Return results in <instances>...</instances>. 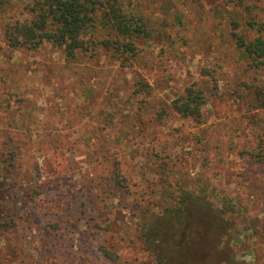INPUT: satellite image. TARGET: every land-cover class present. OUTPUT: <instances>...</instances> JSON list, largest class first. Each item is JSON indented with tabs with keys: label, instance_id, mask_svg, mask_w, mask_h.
<instances>
[{
	"label": "rangeland",
	"instance_id": "obj_1",
	"mask_svg": "<svg viewBox=\"0 0 264 264\" xmlns=\"http://www.w3.org/2000/svg\"><path fill=\"white\" fill-rule=\"evenodd\" d=\"M113 1L141 30L98 12L74 56L8 45L42 0L0 9V264H161L189 197L218 218L196 264H264V58L237 45L264 0Z\"/></svg>",
	"mask_w": 264,
	"mask_h": 264
},
{
	"label": "trees",
	"instance_id": "obj_2",
	"mask_svg": "<svg viewBox=\"0 0 264 264\" xmlns=\"http://www.w3.org/2000/svg\"><path fill=\"white\" fill-rule=\"evenodd\" d=\"M10 1L0 0V9H4ZM113 2V0H42L30 8L32 16L29 21L16 19L8 22L4 37L12 48L32 49L43 42H48L63 47L66 56H74L75 52L83 47L81 33L95 21H100L98 12H103L104 25L115 30L120 29L123 36H130L133 29L140 31L139 24L133 25L130 17L121 16L120 9ZM113 32L115 33L114 30ZM237 45L249 56L264 58V37L260 34L252 40L238 37ZM204 100L199 89L188 86L182 96L173 100L172 108L183 116L199 118ZM198 201L196 198H187L181 212L182 219L181 217L171 219L174 230H171L166 249L162 247L159 250L161 264H196V258L199 261L202 254L208 253L211 248L209 242L218 231V218L214 219L206 208L199 207ZM190 245H196L199 253L191 260L182 262L180 252Z\"/></svg>",
	"mask_w": 264,
	"mask_h": 264
}]
</instances>
